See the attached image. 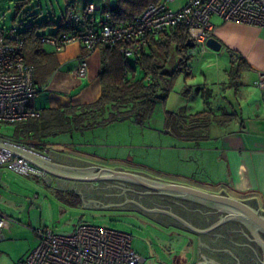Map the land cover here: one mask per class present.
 Wrapping results in <instances>:
<instances>
[{
  "label": "crops",
  "instance_id": "1",
  "mask_svg": "<svg viewBox=\"0 0 264 264\" xmlns=\"http://www.w3.org/2000/svg\"><path fill=\"white\" fill-rule=\"evenodd\" d=\"M102 3L95 6L94 18L101 15L98 5ZM84 8L85 5L77 6L74 3L76 12L82 13ZM210 21L214 26L212 37L220 42V49L225 46L230 57L234 58L230 65L224 62L223 68L215 70L212 69L215 63L208 62L206 57L215 55L216 51L207 50L200 56L202 58H191L190 74L188 78H184L186 88L181 90V94L186 101L194 100L192 106L202 109L182 110L179 106L178 113L174 114L182 121L183 116L204 111L202 116L204 124L198 128L200 135H178L176 130L173 131L174 136L181 139L178 142L182 144L176 147L175 153H171L174 161L179 163V169L170 171L176 178L158 176L155 178L184 183L211 192H225L264 211V90L255 84L257 70L264 69V28L239 22H226L216 16L211 17ZM44 48L47 52H54L55 68L46 80L43 79L37 84L40 89L29 102L31 108L37 110L46 107L62 108L91 103L98 99L101 88L98 79L101 67L99 49L87 54V73L84 77H78L74 70L80 56L86 54V50L80 44L71 43L59 52L48 45H44ZM236 69L239 72L238 76L235 74L233 76ZM196 71L201 73V79ZM169 95L170 92L167 98ZM186 103L187 106L191 105V102ZM72 133L69 134L70 137ZM0 139L26 148L32 142L23 139L22 135L12 138L10 135L0 134ZM47 141L45 139L41 148H37L36 151L68 165H85L80 163L85 160L81 159L83 157L81 154L88 153L76 150L71 145H64L66 143H62L65 147H59L60 151H55ZM195 153L200 155L194 157ZM85 161L88 165H97ZM180 164L184 167L180 168ZM131 171L147 175L138 170ZM2 172L8 174L3 176ZM15 176L32 177L0 167V204L7 208L8 202L16 199L18 189L22 187L17 183ZM36 177L44 180L57 178L44 173ZM78 204L81 205L80 198ZM0 212L13 218V214L1 207ZM12 224L13 221L8 229L2 230L0 239L3 238L4 232L10 233ZM196 239L194 244L198 245V238ZM195 261L198 263V259Z\"/></svg>",
  "mask_w": 264,
  "mask_h": 264
},
{
  "label": "rangeland",
  "instance_id": "2",
  "mask_svg": "<svg viewBox=\"0 0 264 264\" xmlns=\"http://www.w3.org/2000/svg\"><path fill=\"white\" fill-rule=\"evenodd\" d=\"M20 1L0 0V27L7 30L16 25L21 30L28 22L49 18L55 25L46 27L40 33L50 34L56 30L67 4L74 2L77 6H84L89 2L95 5L104 2L112 5L117 0H26L17 9ZM183 1L176 0L169 6L177 8ZM200 56L203 55L193 57L202 58ZM207 58L208 62L215 63L212 68L215 70L223 68L224 62L230 65L234 57H230L224 46ZM168 67L171 68V64ZM196 74L201 79V73L196 71ZM184 88V77L178 75L169 97L156 99L151 115L142 124L129 119L96 127L85 133H72L71 137L70 132L59 133L47 137L48 145L55 151H60L59 147L63 148L64 145H71L76 150L88 153L81 154V159L97 165L134 169L152 177L176 178L170 171L179 169V163L174 161L171 153H175L176 147L182 144L173 131L176 130L178 135H200L198 128L187 129L188 122L179 120L174 114L178 113L179 106L182 110L202 109L192 106L194 100L186 101L181 94ZM186 102H191V105L187 106ZM167 114L170 115L167 117ZM0 134H15L14 125L0 123ZM182 155L185 156V153ZM199 155L195 153L194 157ZM85 160L80 163L88 165ZM181 165L180 168H183L184 165ZM2 173L3 176L8 174ZM31 176H15L17 183L22 186L18 189L16 199L8 202L9 208L0 204L1 209L13 214L10 233L4 232L0 239V264H23L27 254L37 244L35 231L39 228L48 227L55 234L65 235L83 223L109 226L129 233L132 248L145 259L143 264H197L198 245L194 244V240L197 241L194 235L178 230L173 224L164 225L136 209L82 207L78 204L79 196L74 189H58L55 178L44 180Z\"/></svg>",
  "mask_w": 264,
  "mask_h": 264
},
{
  "label": "built area",
  "instance_id": "3",
  "mask_svg": "<svg viewBox=\"0 0 264 264\" xmlns=\"http://www.w3.org/2000/svg\"><path fill=\"white\" fill-rule=\"evenodd\" d=\"M175 1L150 4L140 14L119 24L109 14L97 23L91 19L79 24L82 15L71 4L62 21L66 29L42 35L41 42L57 52L70 43L80 44L86 54L80 56L74 73L84 77L88 70L87 54L100 45L118 46L125 58H133L161 33L183 25L194 43L188 55L194 56L208 50L206 41L212 37L214 26L210 19L213 16L264 28V0H184L177 8H171L169 5ZM94 9L89 3L84 10L89 15ZM23 43L24 37L16 25L7 30L0 27V123L8 125L39 117V111L29 107L39 88L34 83L33 66L25 62ZM256 74L255 84L264 90V69L257 70ZM27 148L37 150L31 143ZM7 155L11 160L2 161ZM0 167L23 176L42 174L34 165L3 149H0ZM12 221L0 212V233ZM35 233L37 244L23 264H143L145 261L132 248L131 235L113 227L83 223L65 235L55 234L48 227L39 228Z\"/></svg>",
  "mask_w": 264,
  "mask_h": 264
},
{
  "label": "trees",
  "instance_id": "4",
  "mask_svg": "<svg viewBox=\"0 0 264 264\" xmlns=\"http://www.w3.org/2000/svg\"><path fill=\"white\" fill-rule=\"evenodd\" d=\"M159 1L161 0H117L112 5L102 3L98 5L101 14L98 18H94L95 9L89 15L84 10L80 13L83 20L79 24L91 19L97 23L106 14L110 15L113 22L119 24L140 14L148 5ZM24 2L26 0H21L17 4V9ZM71 4L74 7V3L71 2L66 8ZM65 11L61 14L56 30L47 35L57 34L66 29L62 24ZM52 25H55V22L47 18L28 22L20 30L24 37L25 62L34 68L36 86L41 80H46L55 68L54 52L45 50L41 36L46 34L40 33ZM188 41L187 28L177 25L161 33L137 57L125 58L119 52L118 46H98L101 55L98 73L101 88L98 99L81 105L39 109V117L17 123L15 134L10 137L22 135L23 139H29L32 141L30 143L39 149L47 137L59 133L82 132L129 119L144 123L151 115L156 99L167 98L177 76L182 74L184 78L189 77V62L193 56L188 55ZM170 64L171 68L168 67ZM237 72L236 69L233 76L234 74L238 76ZM38 88L40 89V86ZM29 107L31 108L30 104ZM204 113L200 111L187 117L183 116L182 121L188 122L186 128H199L204 124L202 118Z\"/></svg>",
  "mask_w": 264,
  "mask_h": 264
},
{
  "label": "water",
  "instance_id": "5",
  "mask_svg": "<svg viewBox=\"0 0 264 264\" xmlns=\"http://www.w3.org/2000/svg\"><path fill=\"white\" fill-rule=\"evenodd\" d=\"M193 45V41L189 39L187 47H193ZM206 45L213 51L220 49V42L214 37L208 38ZM0 149L23 158L40 169L44 174L58 177L55 178L57 188L74 189L81 199L82 207L136 209L164 225L168 223L175 225L172 220L166 218L169 215L196 234H205L223 222L236 220L247 225L255 235V239L261 245H264V239L259 235V232L264 233V211L225 192H211L192 185L150 177L135 171L120 168H110L100 165L72 166L3 139H0ZM4 160L11 159L8 156V158L2 159V161ZM91 182L98 183L92 184ZM114 183L129 184L130 187L120 190ZM137 187H140L141 190H137ZM138 194L158 195L176 201H184L190 205V210L192 209V212L188 211L189 213L185 214L189 218H194V215L195 217L199 215L202 217L200 219L204 224L199 225L196 222H189L171 209L165 208L164 206L167 203L164 200L155 199L156 202L162 205L161 207H157L148 202L150 201L148 200L149 197L141 199ZM219 213H223L224 216H221L219 220L206 227L214 215ZM203 226L204 228H201ZM231 243L235 246L234 249L229 246V242H215L208 237H204V239L198 238L197 264H246L243 256V258H239L233 253L236 250H241L244 247L243 245L246 246V244L235 241ZM214 250L227 252L229 256H234L236 261L233 258L216 259L210 254ZM260 264H264V260Z\"/></svg>",
  "mask_w": 264,
  "mask_h": 264
},
{
  "label": "flooded vegetation",
  "instance_id": "6",
  "mask_svg": "<svg viewBox=\"0 0 264 264\" xmlns=\"http://www.w3.org/2000/svg\"><path fill=\"white\" fill-rule=\"evenodd\" d=\"M115 185H117L116 187L119 188L120 190H123V188L130 187L129 184H122V183H117ZM136 189L141 190L140 187H137ZM139 196L141 199L142 198L145 199V197L146 198L149 197L148 200L150 201L148 202L151 203L152 205H156L157 207L158 206L161 207L162 205L156 202L155 199H159L161 201L164 200L167 203L164 206L165 208L167 207L168 209H171L176 214H178L179 216H181L182 218L186 219L189 222H196L199 225L204 224V222L200 219L202 217H200L199 215H197V217H195L194 215V218L193 217L189 218L188 215L185 214V213L192 212L191 211L192 209L190 210V207H189L190 205L184 201H176V200L164 198L158 195H139ZM176 206L178 207L179 210L177 209ZM221 216H224V214L219 213V214L214 215V217L210 220L209 224H207L206 227H208L212 223L219 220ZM166 218H169L170 220H172V222L175 223V225L173 226H175L178 230L192 234L196 238L204 239V237H208L214 240L215 242H218V241L222 243L229 242V246L232 249H234L235 246L231 242L235 241V242H242V244H246V246L243 245L244 247H242L241 250L239 251L236 250L233 252L239 258L243 256L244 258L243 257L242 258L245 260L246 264H260L261 261L264 260V245H261L255 239V235L252 233L251 229L247 225L241 222H238L236 220H228L226 222L221 223L218 227L206 232L205 234L204 233L196 234V233H193L191 230H189L186 226L182 225V223H180L176 219L170 217L169 215H167ZM201 228H204V226ZM259 235L262 239H264V233L259 232ZM210 254L214 256L216 259L222 260V259H232L233 258L235 260L234 256H229L227 252H224L222 250H214V251H211Z\"/></svg>",
  "mask_w": 264,
  "mask_h": 264
}]
</instances>
